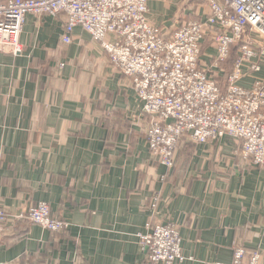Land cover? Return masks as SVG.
Wrapping results in <instances>:
<instances>
[{"label":"crops","instance_id":"0c3cea01","mask_svg":"<svg viewBox=\"0 0 264 264\" xmlns=\"http://www.w3.org/2000/svg\"><path fill=\"white\" fill-rule=\"evenodd\" d=\"M206 14L202 0L148 1L164 37ZM63 26L28 15L21 54L0 50V263L154 264L137 236L159 223L177 228L183 264H228L236 248L264 264V166L241 164L233 140L185 142L167 175L147 149L130 79L81 28L63 44ZM213 56L207 47L201 60ZM39 201L66 231L25 218Z\"/></svg>","mask_w":264,"mask_h":264},{"label":"built area","instance_id":"2783aa9c","mask_svg":"<svg viewBox=\"0 0 264 264\" xmlns=\"http://www.w3.org/2000/svg\"><path fill=\"white\" fill-rule=\"evenodd\" d=\"M149 0H5L0 1V50L21 54L19 37L28 15L40 19L64 17L61 42L71 43L79 27L106 53L110 64L131 81L148 116L145 143L151 157L170 171L182 138L199 145L223 139L238 144L241 164L264 166V77L253 78L264 66V0H202L207 14L180 25L168 37L148 17ZM214 50L219 70L236 49V59L217 83L201 60V45ZM250 78L248 86L241 81ZM155 193L150 209H157ZM7 214L0 210V236ZM25 218L50 233L68 224L50 216L47 202L39 201ZM138 234L148 260L183 264L177 228L146 224ZM1 264V263H0ZM223 264V263H218ZM228 264H260V255L245 256L236 248Z\"/></svg>","mask_w":264,"mask_h":264},{"label":"trees","instance_id":"16d2710c","mask_svg":"<svg viewBox=\"0 0 264 264\" xmlns=\"http://www.w3.org/2000/svg\"><path fill=\"white\" fill-rule=\"evenodd\" d=\"M0 1H3V0H0ZM187 22V21H186ZM207 47H210L209 46V44H207V43H204V45H201V53L204 51V49H206ZM236 54H237V50L236 49H233V50H231V54H230V59L224 64V65H226L227 64V68H228V70L227 71H229V68H231V66H232V63L234 62V60L236 59ZM122 75V74H121ZM122 76H124V75H122ZM145 117H146V119L147 120H149V118H148V116H146V115H144ZM185 142H190L187 138H182L181 140H180V142H179V147L177 148V150H176V152L179 150V148H180V146H182V144L183 143H185ZM191 143V142H190ZM147 149H148V147H147ZM148 151H149V149H148ZM149 153H150V151H149ZM151 155V154H150ZM177 156V155H176ZM152 159H153V157H151ZM176 158H175V165H176ZM153 161H155L154 159H153ZM156 162V165H159L158 163H157V161H155ZM175 165H174V167H173V169L172 170H170V171H168V170H166L165 168V171H166V174L168 175L171 171H173L174 170V168H175ZM160 166V165H159ZM166 174H165V176H166ZM50 216H51V214H50Z\"/></svg>","mask_w":264,"mask_h":264},{"label":"rangeland","instance_id":"374dc122","mask_svg":"<svg viewBox=\"0 0 264 264\" xmlns=\"http://www.w3.org/2000/svg\"><path fill=\"white\" fill-rule=\"evenodd\" d=\"M257 41L259 42V43H261L262 44V46L264 47V42L262 41V40H260V39H257ZM203 62V61H202ZM212 62V61H211ZM207 63L208 64V66L205 68L206 69V71L211 75V77L217 82V83H219V82H222V80H223V78H224V76H226L227 75V70H228V68H227V64L226 65H223L219 70H217V69H212V68H209V66H210V64H213V63ZM116 71H117V69H116ZM147 129V128H146Z\"/></svg>","mask_w":264,"mask_h":264}]
</instances>
